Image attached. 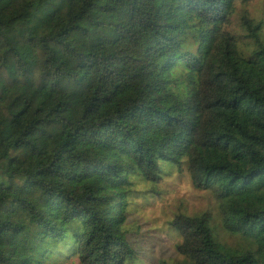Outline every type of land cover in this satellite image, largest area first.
<instances>
[{"label":"trees","instance_id":"trees-1","mask_svg":"<svg viewBox=\"0 0 264 264\" xmlns=\"http://www.w3.org/2000/svg\"><path fill=\"white\" fill-rule=\"evenodd\" d=\"M175 168L174 264H264V0H0V264L143 263Z\"/></svg>","mask_w":264,"mask_h":264},{"label":"rangeland","instance_id":"rangeland-1","mask_svg":"<svg viewBox=\"0 0 264 264\" xmlns=\"http://www.w3.org/2000/svg\"><path fill=\"white\" fill-rule=\"evenodd\" d=\"M165 181L161 182L160 192L158 196L152 195L148 188L144 184H139L137 187V205L138 213L135 214L138 224H142L141 230L144 237H148L154 244H145L142 246L143 253H146L149 249L150 251H155V255H151L143 258V263L141 264H158V260L161 255H164L168 263H176L182 260L174 251L175 244L179 241V237L175 234L168 226L167 222L171 219L173 214V208H178L179 206L187 205L190 203L195 204L190 198V195H199L194 192L187 182L185 174L181 176L176 172V168L173 170L171 175L164 178ZM134 182V180H132ZM207 195V194H206ZM202 195L206 198V204L210 211L209 215L215 220L217 227V233L219 234V240L228 246H236L240 243V240L236 237L230 236L222 231L219 217L217 216L216 206L208 197V195ZM199 198V196H198ZM66 248H63V255L65 258ZM175 253V255H174Z\"/></svg>","mask_w":264,"mask_h":264}]
</instances>
